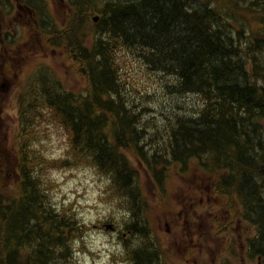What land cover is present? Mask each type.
Segmentation results:
<instances>
[{"label": "rangeland", "instance_id": "374dc122", "mask_svg": "<svg viewBox=\"0 0 264 264\" xmlns=\"http://www.w3.org/2000/svg\"><path fill=\"white\" fill-rule=\"evenodd\" d=\"M33 1L35 5L30 0H0V197L10 203L22 195V145L36 163L32 169L43 179L51 209L77 221L79 230L70 242V263L130 264L129 251L144 243L127 227L133 220L127 208L130 184L127 192L117 197L110 177L89 160L75 161L69 133L50 108L32 102L34 93L29 85L42 73L76 96L87 95L88 78L79 62V47L68 45L66 30L70 29L74 43L84 41V46H89L107 1L136 0ZM219 1L223 4L216 0L191 3L201 8L209 3L222 11L223 22L235 34L234 44L245 61L244 52L253 47L254 37H264V0ZM136 44L134 49L147 51ZM262 45L258 61L264 62V42ZM116 64L125 84L122 94L141 108L138 131L145 130L143 140L150 143L148 156L150 150V154L166 153L170 148L161 151L160 147L170 144L167 130L175 116L192 114L198 107H184L188 110L184 112L175 104L192 106L200 103V96L174 92L166 84L172 81L170 75L152 70L126 46H119ZM131 144L119 151L138 173L135 185L142 202L140 215L148 226L145 242L159 253L156 264H261L249 244L256 227L244 219L236 194L215 190L220 177L217 172L203 168L198 159H190L185 165L168 162L159 173L143 163ZM177 221L180 226H176Z\"/></svg>", "mask_w": 264, "mask_h": 264}, {"label": "trees", "instance_id": "16d2710c", "mask_svg": "<svg viewBox=\"0 0 264 264\" xmlns=\"http://www.w3.org/2000/svg\"><path fill=\"white\" fill-rule=\"evenodd\" d=\"M30 3L35 5L33 0ZM211 6L196 7L191 0L107 1L91 45L74 43L70 29L65 32L68 45L79 47L87 95L76 96L42 73L29 85L32 102L50 108L69 133L75 161L89 160L110 177L117 197L130 184L127 208L133 220L127 227L131 235L144 240L129 251L130 264H156L159 258L145 242L148 226L140 215L138 173L119 151L131 143L143 163L159 173L168 162L185 165L190 159L217 172L215 190L232 192L241 200L244 219L256 227L250 250L264 264V62L258 61L264 37H254L243 61L222 11ZM136 43L147 51L134 49ZM121 45L133 49L152 70L170 75L172 81L166 84L174 92L200 96V103L192 106L175 104L184 112L188 111L184 107H198L192 114L175 116L167 130L170 144L160 147L161 151L170 148L166 153L150 154V150L148 156L145 130L138 131L141 108L122 94L125 84L116 64ZM24 151L21 145L22 195L10 203L0 197V264H71L70 242L79 230L77 221L51 209L43 179L32 169L36 163Z\"/></svg>", "mask_w": 264, "mask_h": 264}, {"label": "flooded vegetation", "instance_id": "af4514ba", "mask_svg": "<svg viewBox=\"0 0 264 264\" xmlns=\"http://www.w3.org/2000/svg\"><path fill=\"white\" fill-rule=\"evenodd\" d=\"M24 1H26V0H24ZM196 206L199 207L200 204L198 203ZM179 224H180V222L177 221L176 226H180ZM175 228H177V227H175ZM172 233H174L173 230H172ZM192 250H193V249H192V247H191V248L188 250L187 255L190 254V253L192 252Z\"/></svg>", "mask_w": 264, "mask_h": 264}]
</instances>
